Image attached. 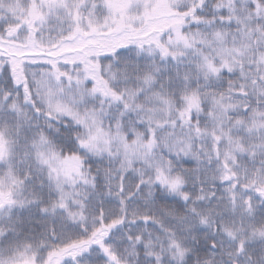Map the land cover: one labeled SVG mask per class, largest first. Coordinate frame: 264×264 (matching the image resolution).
<instances>
[{"label":"snow or ice","instance_id":"1","mask_svg":"<svg viewBox=\"0 0 264 264\" xmlns=\"http://www.w3.org/2000/svg\"><path fill=\"white\" fill-rule=\"evenodd\" d=\"M0 264H264V0H0Z\"/></svg>","mask_w":264,"mask_h":264}]
</instances>
